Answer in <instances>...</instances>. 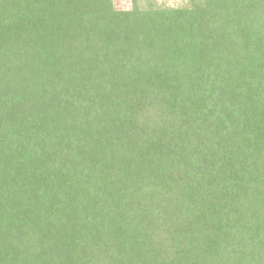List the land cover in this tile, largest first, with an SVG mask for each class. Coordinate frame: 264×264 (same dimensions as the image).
Returning <instances> with one entry per match:
<instances>
[{"label":"trees","instance_id":"obj_1","mask_svg":"<svg viewBox=\"0 0 264 264\" xmlns=\"http://www.w3.org/2000/svg\"><path fill=\"white\" fill-rule=\"evenodd\" d=\"M0 0V264H264V0Z\"/></svg>","mask_w":264,"mask_h":264},{"label":"rangeland","instance_id":"obj_2","mask_svg":"<svg viewBox=\"0 0 264 264\" xmlns=\"http://www.w3.org/2000/svg\"><path fill=\"white\" fill-rule=\"evenodd\" d=\"M157 2L166 7H179L185 5L187 0H157ZM114 5L117 9H131V0H114Z\"/></svg>","mask_w":264,"mask_h":264}]
</instances>
